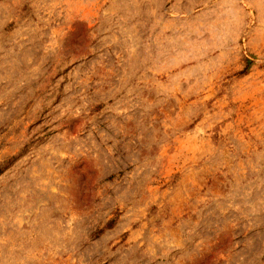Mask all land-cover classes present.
<instances>
[{"label": "rangeland", "instance_id": "obj_1", "mask_svg": "<svg viewBox=\"0 0 264 264\" xmlns=\"http://www.w3.org/2000/svg\"><path fill=\"white\" fill-rule=\"evenodd\" d=\"M7 161L0 264H264V0H0Z\"/></svg>", "mask_w": 264, "mask_h": 264}, {"label": "trees", "instance_id": "obj_2", "mask_svg": "<svg viewBox=\"0 0 264 264\" xmlns=\"http://www.w3.org/2000/svg\"><path fill=\"white\" fill-rule=\"evenodd\" d=\"M7 163H8V161L6 162V164H3L2 166H0V173L2 172L3 168L7 165ZM114 219H115V218L110 219V220L106 223V225H105L103 228H101V229L99 230V232H102L103 229H105V228H111V227L113 226Z\"/></svg>", "mask_w": 264, "mask_h": 264}]
</instances>
